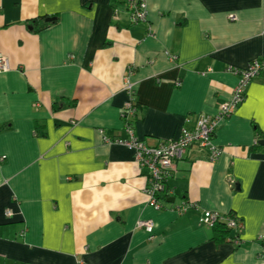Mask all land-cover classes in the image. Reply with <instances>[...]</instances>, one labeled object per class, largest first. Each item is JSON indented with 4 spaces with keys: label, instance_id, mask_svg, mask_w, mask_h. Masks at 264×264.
<instances>
[{
    "label": "crops",
    "instance_id": "crops-1",
    "mask_svg": "<svg viewBox=\"0 0 264 264\" xmlns=\"http://www.w3.org/2000/svg\"><path fill=\"white\" fill-rule=\"evenodd\" d=\"M143 1L132 22L124 0H0V264H264V74L219 121L218 159L194 144L175 162L160 210L109 141L132 124L156 146L218 115L264 59V0ZM129 72L140 109L125 118ZM205 211L240 219L239 245Z\"/></svg>",
    "mask_w": 264,
    "mask_h": 264
},
{
    "label": "built area",
    "instance_id": "built-area-1",
    "mask_svg": "<svg viewBox=\"0 0 264 264\" xmlns=\"http://www.w3.org/2000/svg\"><path fill=\"white\" fill-rule=\"evenodd\" d=\"M130 11L132 22H140L146 19L148 6L143 0H124ZM175 59L176 57H172ZM10 68L8 59L0 55V72L8 71ZM264 74V59L254 60L241 70V80L234 89L231 98L222 106L216 116L200 115L192 129H183L180 135L170 141H162L156 146H148L145 142L139 140L134 135L133 125L128 124L126 131L128 139L109 140L110 143L117 144L132 150L135 155V161L138 167L148 172V184L145 193L148 196L149 205L155 209L162 208L160 196L166 192V183L171 176L175 162L182 160L194 144L206 148L211 152L212 159L216 160L221 156V151L214 145V135L222 118L229 117L235 109L243 103L245 99V90L249 83L258 75ZM132 72L125 80L124 91L128 100L123 109V117L133 116L136 113L134 99L136 96L135 84L131 80ZM196 206V205H194ZM192 207L191 204H184L177 208V212H186ZM201 224L212 228L220 221H226L229 228L236 230L238 223L234 219H229L224 215L212 211H205ZM137 228L145 230L148 233L154 231V222L152 220H139ZM230 243L239 245L238 237Z\"/></svg>",
    "mask_w": 264,
    "mask_h": 264
},
{
    "label": "trees",
    "instance_id": "trees-1",
    "mask_svg": "<svg viewBox=\"0 0 264 264\" xmlns=\"http://www.w3.org/2000/svg\"><path fill=\"white\" fill-rule=\"evenodd\" d=\"M31 24L34 26V22H31ZM46 26H48V24H44L41 28L38 27V28H35L34 30L41 31ZM135 106H136V113H135L134 116L137 117V114H138L137 112L140 109V105L138 103H136ZM166 192H167V186H166ZM166 192L164 193L165 196L167 194ZM162 196L163 195L160 196V202H162L161 201V197ZM227 216H228L229 219H234L235 222L238 223L237 227L235 228L236 229L235 233L236 234H239V229H240V224H241L240 219H238L236 216H234L233 213H229ZM212 229L214 231V237L213 238L215 240L219 241L220 243H222V242H229V240L233 241V239L236 238V236L231 237V233H233L234 230L232 228H229L228 227V224H227L226 221H220V222H218L217 224H215L212 227Z\"/></svg>",
    "mask_w": 264,
    "mask_h": 264
},
{
    "label": "water",
    "instance_id": "water-1",
    "mask_svg": "<svg viewBox=\"0 0 264 264\" xmlns=\"http://www.w3.org/2000/svg\"><path fill=\"white\" fill-rule=\"evenodd\" d=\"M55 20V18H47L46 19V22H53ZM258 144L259 145H264V141H260V142H258ZM174 201V199L172 198L169 202H173Z\"/></svg>",
    "mask_w": 264,
    "mask_h": 264
},
{
    "label": "rangeland",
    "instance_id": "rangeland-1",
    "mask_svg": "<svg viewBox=\"0 0 264 264\" xmlns=\"http://www.w3.org/2000/svg\"><path fill=\"white\" fill-rule=\"evenodd\" d=\"M222 215H224L225 217H228L227 215H225V214H222Z\"/></svg>",
    "mask_w": 264,
    "mask_h": 264
}]
</instances>
